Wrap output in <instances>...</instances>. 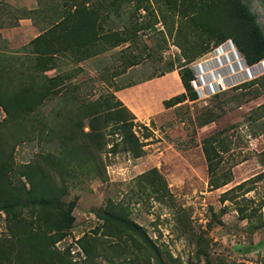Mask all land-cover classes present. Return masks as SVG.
Segmentation results:
<instances>
[{
  "label": "rangeland",
  "instance_id": "374dc122",
  "mask_svg": "<svg viewBox=\"0 0 264 264\" xmlns=\"http://www.w3.org/2000/svg\"><path fill=\"white\" fill-rule=\"evenodd\" d=\"M111 1L88 0L86 7L106 16L101 21L103 31L118 33L126 42L114 48L104 45L103 52L86 61H76L78 56L68 54L59 58L57 70L44 75L67 78L86 98L83 101L108 90L116 93L153 81L147 86L153 91L146 92L144 102L138 104V113L145 118L139 119L128 109L142 156L136 158L120 146L109 152L112 141L119 142L120 137L108 135V146L97 162L99 173L87 174L92 169L87 167L66 179L65 203L76 201V205L70 229L54 249L64 253L69 247L73 264H160L161 259L166 264H264V108H259L264 105V88H260L264 87V59L250 65L261 69L260 75L253 78L240 72L223 92L207 99L186 98L165 109L166 101L185 92L181 70L192 71L210 61L213 66L220 60L216 51L226 48L235 56L229 61L232 66L247 62L231 39L211 43L207 52H200L197 40L208 37H197L192 28L178 34V11L164 0H119L114 6ZM75 2L0 0V53L11 64L28 55V44L51 28L53 21H61L66 11H74L70 7ZM242 2L264 33V0ZM9 20H18L17 26L3 28ZM216 38L213 35L211 41ZM95 49L99 47L92 46ZM171 72L181 91L159 97L155 89L169 82L155 80ZM64 106L46 102L42 109L45 122L59 123L56 112ZM150 111L153 116L148 117ZM4 117L0 109V120ZM27 123L21 125L25 131ZM211 136L219 140L218 150L222 148L213 175L202 148ZM36 149V143L27 142L14 147L17 176ZM223 173L228 183L212 188L221 183ZM120 211L146 235L149 247L107 219L108 212L117 215ZM4 220L0 212V237L7 232ZM82 243L92 248L91 255L83 253Z\"/></svg>",
  "mask_w": 264,
  "mask_h": 264
},
{
  "label": "trees",
  "instance_id": "16d2710c",
  "mask_svg": "<svg viewBox=\"0 0 264 264\" xmlns=\"http://www.w3.org/2000/svg\"><path fill=\"white\" fill-rule=\"evenodd\" d=\"M164 1L178 11L181 19L178 34L192 28L197 37H208L197 40L201 44L200 52H207L211 43L218 45L231 39L249 66L264 59V33L242 0ZM109 3L114 6L119 0ZM86 4L88 0L80 3L76 0L70 7H75L74 11H66L61 21H53L51 28L28 44V55L17 57L11 64V59L0 53V109L5 115L0 120V212L5 215L7 228L5 236L0 237V264H73L69 247L64 253L54 249L70 229L76 205V201L65 203L66 179L73 177L74 171H84L87 167L92 168L87 174L99 173L97 162L108 146V135L120 137L119 142L112 141L109 152L117 151L120 146L136 158L142 156V145L133 131L134 118L114 92L108 90L95 99L83 101L86 98L67 78L44 75L57 70L59 58L63 60L68 54L78 56L76 61H86L103 52L104 45L114 48L126 42L118 33L103 31L97 10H88ZM17 24L18 20L13 23L9 20L2 27ZM213 35L217 38L211 41ZM94 45L99 49L92 50ZM179 76L185 92L166 101L165 109L179 105L186 98L197 99L190 86L192 71L183 69ZM54 101L65 106L56 112L59 123L50 124L45 122L42 109L46 102ZM24 121L28 122L26 131L21 127ZM22 142L36 143L37 149L17 176L12 152ZM219 144L215 136L202 144L212 175L219 164L215 162L222 150H218ZM219 179V185L210 186L216 189L228 183L225 173ZM107 219L137 235L149 247L146 235L125 217L124 211L117 215L108 212ZM80 247L85 255L92 254L88 244L82 243ZM166 263L161 259L160 264Z\"/></svg>",
  "mask_w": 264,
  "mask_h": 264
},
{
  "label": "built area",
  "instance_id": "2783aa9c",
  "mask_svg": "<svg viewBox=\"0 0 264 264\" xmlns=\"http://www.w3.org/2000/svg\"><path fill=\"white\" fill-rule=\"evenodd\" d=\"M216 55L218 57L217 60L220 58L217 64L215 62L211 66L210 61L203 67L204 63H199L192 69L193 78L190 80V86L197 99H207L211 95L223 92L226 90L227 84L232 83L234 79L236 80L239 77L240 72H247L250 74L248 76L253 78L261 74V69L254 70V66H249L243 61H241L242 63L237 61L232 66L229 61L235 56L231 55L230 50L227 48L216 51Z\"/></svg>",
  "mask_w": 264,
  "mask_h": 264
},
{
  "label": "crops",
  "instance_id": "0c3cea01",
  "mask_svg": "<svg viewBox=\"0 0 264 264\" xmlns=\"http://www.w3.org/2000/svg\"><path fill=\"white\" fill-rule=\"evenodd\" d=\"M98 16L99 20L98 21H102L103 19H106V16L103 18L102 16L100 17V15L97 13L96 14ZM97 21V22H98ZM99 22V23H100ZM100 26H101V23H100ZM105 27H106V22H105ZM107 29V28H106ZM167 80V85L165 86H162V88H156L155 89V92L156 94L160 97V95L164 94V95H167V94H177L178 92L181 91V88L179 87V85L177 84V80L175 79L174 77V72H171V73H168L166 74L164 77H162L161 79H157L155 81H161V80ZM154 81V82H155ZM153 81L151 82H144L142 85H139V86H136V87H133V88H129V89H125V90H119L118 92L114 93L117 95L118 99L130 110L132 111L136 116H138V118L140 119H144V115H140L139 110V103L141 102H144V99H145V93L146 92H150V91H153V89H147V86L149 84H151ZM149 83V84H148ZM155 87V85L153 86ZM146 89V90H144ZM176 89L178 91H176ZM183 89V87H182ZM140 90H142L143 92H140ZM171 91V93H169ZM144 94V95H143ZM115 95V96H116ZM148 96V95H147ZM172 96V95H171ZM142 104V103H141ZM142 113V112H141ZM150 116H153L152 115V112L150 111L149 112ZM142 116V117H141Z\"/></svg>",
  "mask_w": 264,
  "mask_h": 264
}]
</instances>
